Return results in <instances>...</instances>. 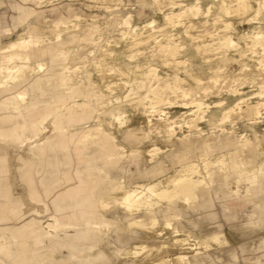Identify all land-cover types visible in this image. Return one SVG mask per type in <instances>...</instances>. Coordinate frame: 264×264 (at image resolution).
I'll return each mask as SVG.
<instances>
[{
  "label": "bare ground",
  "instance_id": "bare-ground-1",
  "mask_svg": "<svg viewBox=\"0 0 264 264\" xmlns=\"http://www.w3.org/2000/svg\"><path fill=\"white\" fill-rule=\"evenodd\" d=\"M33 1L36 5L44 2V0ZM92 1L99 2L97 0ZM137 2L142 6L147 1L137 0ZM149 2L155 9L160 11L162 14L161 20L164 24H168L172 28L177 26L183 28L186 34L184 35L185 42H180L173 34L165 32L162 29L163 25L157 24L156 19L153 17H149L140 23H131L129 21L130 15H127L118 21V14L112 13L113 9H110L109 6L99 7L109 14L112 13L108 24L113 25L118 22L124 25L119 27L118 38L115 41L116 45L114 44L111 46L112 48L101 50L100 57L103 60L112 59L110 63L107 62V71L116 72L119 77L126 76L127 71L133 67L130 71L137 72L138 67L141 65L139 64L140 60L134 59L135 51L138 50V46L148 42L153 44V47L157 50V55L162 58L160 61L164 66L168 65L167 67H169L171 65L174 67L171 71L172 74H164L163 77H159L155 68L152 67V63L145 62L146 69L136 73L142 75V77L137 82L133 81L132 83H130L131 79L126 77L123 81L113 85L111 81H105L103 77H98L100 81L102 80V85L106 90H109L110 87H117L128 91L124 98H128L127 102L129 103L122 104L124 108H129L131 113H133L128 120L124 118L123 111L104 108L110 97L104 99L103 90L99 91L98 86L92 84L85 72H82V77L79 81L75 80L72 73L64 74L69 68L65 62L67 58L66 49H64L66 39L77 40L78 42L88 41L92 35L90 30L97 27L94 22H91L87 24L90 28L87 33L83 34V30L81 33L74 32L73 27L79 25L76 23L79 15L69 9V18L60 13L50 21V34L45 33L43 28L37 23H27L25 28L16 36V39L9 41L4 47L5 53L1 57L2 60H0V126L2 123H8L10 128L2 129L0 127V141L21 147L25 144L22 139V131L28 128L34 137H38L41 134V138L36 144L44 147L45 142H47V135H43L44 133L42 132L43 122L50 117L52 129L57 133L56 143H63L66 139H69V143L76 141L85 144L86 141L94 139L93 142L100 140L99 144L105 150L106 143L116 136L136 140L138 143L149 142L151 144L144 149L143 153L146 152L151 157L147 158L148 164H144L141 169H137L136 166L137 178L154 177L164 170L162 168L164 158L171 156L176 162L179 157L183 159L189 153L198 157L199 163H201L205 171H208L209 166L212 164L209 157L213 153H220L216 157L218 169L222 168L220 163L223 164L229 160L230 166L237 170V174L241 177L244 176L243 180L246 181L244 189L246 199H258L259 205L264 209V161L257 167L246 169L242 166L243 160H241V155L247 151L249 155L246 157H249L248 161H252V158L256 155L254 141L248 138H237L227 129L222 130L219 134L211 133L202 137L201 132L196 129V122L192 120L184 122L188 125L187 133L178 134L175 129L176 127H181L182 124H176L177 122L170 120L172 118L171 115H168V112H164V108L161 107L164 104L171 105L169 97L164 94V91H169L174 95L175 104L180 107L193 109L195 113L198 112V118H205L204 121L208 125L219 126L226 118L230 117L232 110L237 107L240 109L241 104L245 105L240 112L242 116H247L250 125L258 123L257 118L264 117V43H262L264 42V0H209L204 2L203 9L201 7L202 0H194L193 3L180 4L179 9H171L169 11L164 8L163 0H150ZM12 8L15 14L11 21H6L5 19L1 21L0 19V34H12L18 26H23L28 18L33 16L44 21L48 18L46 10H40L22 2L15 1L12 4ZM231 8L235 12L232 19L227 15L230 14ZM54 9L52 8L51 11ZM213 11L218 15V20L222 22L220 24L212 23L213 28L209 29L207 28V16ZM248 11H252L253 17H250L253 19L248 17ZM193 19L196 20L194 21ZM251 20H255L254 23H251ZM69 22L72 23V26H69ZM238 24H241L242 34L240 36L244 41L247 40L245 41L246 46H248V43L252 45L260 44L261 51H253V46H248L246 49L238 47V42H235L231 32L234 28L239 27ZM61 26H63V29H60ZM200 26H203L202 31L204 33H189L188 29L192 27L195 29ZM147 29H150V32L143 36L144 31ZM36 31L38 34H36ZM64 33L65 37H62ZM207 35L210 37L209 40H206ZM203 36L204 39L202 38ZM215 39L217 41L213 42ZM217 43L219 47L225 49L216 50L218 45H214ZM249 48L251 51L246 54ZM246 55L251 60H244ZM43 57L49 59L46 60L47 63L44 60H38ZM88 61H92L95 65H100L96 60ZM182 63L187 64L183 70L179 71L177 64ZM57 64L60 68L58 72L54 68ZM121 65L124 66V69H122ZM228 66L231 69L234 66H239L240 71L245 70L247 72L251 68L253 70L261 69L258 74L259 81L257 82L256 92L250 97L254 98L253 101L249 100L247 102L248 98L235 97L234 94L238 91V83L229 84L226 82V75L222 77L220 74ZM146 78L151 81L148 82L144 91H141L146 85L144 81ZM86 79L89 80L87 88L95 98L94 100L91 99V101H95L96 105L100 104L96 110L87 101L82 103L65 102L66 96L64 95L66 93L59 92L60 90L64 91V89L65 91L69 90V92L76 89L80 92L83 83L85 85ZM43 81L46 85H52L51 89L52 93L55 94L56 101L40 100L35 97L27 99L28 93L33 94L36 91L43 93ZM218 82L219 84L220 82L222 83L220 85L225 83L223 86L225 90H221L222 86H219ZM134 87L137 89L136 94L130 93ZM211 90H215L216 94L224 91L225 94L223 93V95L233 96V98H229L231 99L230 103L221 107L223 104L220 101L209 105L200 95H197L199 91L207 94ZM132 94L134 96L130 97ZM114 98L117 99V96ZM90 107L95 112L105 113L106 116L102 118L103 121L108 117V119H112L114 124H107L108 128L98 133L91 131L88 121L95 112ZM207 111L208 113L206 114ZM137 114L140 115V120L137 118ZM94 115L95 118H98L97 114ZM217 116L218 118L215 119ZM216 121L220 123L215 124ZM65 123L69 124V129L64 128ZM156 142H161L163 145L158 147ZM33 145L35 146V143H30L29 147ZM1 151L2 149L0 148ZM129 151V158L133 162L137 160V156L142 154V150L139 147L131 148ZM76 157V163H78L80 159L78 156ZM111 157L112 152L106 151L105 159L109 160ZM1 166V170L6 171L4 169L5 166ZM69 166H71V159L69 160ZM177 170L178 174L169 179L166 185H161L159 181L149 184L138 183L136 188L131 189L125 187V181L115 182L113 174L110 175L103 168L97 167V173H94L89 166H85L83 170L78 165L72 172L69 170V177L65 176V180L69 179L70 181L72 176L78 183L69 184V189L67 188L65 191L58 193L52 199V202L56 203L61 198H65L66 192H69V202H64L61 206L56 203L57 205L55 206L56 210L58 208L61 211L65 210L67 214L63 216V212H61L60 215H56L55 218L57 220L54 223H41L34 216H29L26 218L29 220L18 227L0 224V230L2 231V234L0 233V251L8 253L9 256L13 252L18 262H26V252L23 247H19L24 244H22L19 237L16 238V234L21 235L27 232L32 238L31 244L33 247L31 245V248L34 251H39L37 263L35 264H42L45 258L44 255L48 253L44 252L43 248L50 245L47 240L53 238L52 231L56 235H60L56 232V228L61 224V221L68 224L73 222L69 224V227L64 228L63 231L65 235L68 236L69 234V246H75V249L78 245L83 244L93 248L97 243L103 242L112 251L113 256L117 257L116 259H124L128 264H147L154 263V260L149 262L143 260L137 253L145 250L144 252L147 255L153 248L159 249L169 243L175 246L178 251L172 255H163L155 260L157 264H193L198 260L196 258L198 254L209 252L207 250L210 247L209 240L225 244L230 243V241L224 237L222 230L208 235L196 236L184 229L183 221L178 219V217H184V207L192 208L194 206L200 198L199 192L208 189L211 185V180L209 178L206 180L204 176L199 175V165L192 160L183 159ZM219 173L224 175L223 172ZM129 174L128 170L126 175L128 176ZM196 175L198 177H195ZM106 179H108L107 185ZM98 182L102 185L105 183V186L101 188L106 192H119L118 199H115L114 195L112 196L114 199L112 206L102 201V189H99L97 193L94 191ZM225 184L232 196L238 194L236 187H233L228 181ZM26 186L30 189L28 194L23 196L24 198L38 202L43 201L41 193L35 188L32 178L29 177L26 180ZM43 191L49 195L53 192V189L46 186ZM3 196L4 198H9L10 192L7 188L3 191ZM84 204L93 208L90 210L93 216L91 219L87 218L83 228L75 227V221L85 217L84 211L77 209V207L79 208ZM20 208L21 204L9 203L6 200V203L0 208V221L7 220L10 214L20 220L28 214L39 212L38 209H35L37 207L34 206L29 207L25 211ZM113 209L114 212L112 211ZM117 211H120V215H116ZM110 212L114 216L108 219L105 214L107 213V217H109L108 213ZM174 217L177 218L172 221ZM160 220L162 221V230L170 229L172 240H161L159 243H156L157 241L148 242L147 236L151 235L158 238L162 235V230L156 227L157 222ZM97 225H99L97 229L99 234L96 237L94 234L91 235L92 232L89 229H94ZM7 234H10L9 237L13 242H17V245L15 244L16 247L6 243L5 240L9 238ZM139 234H142V238L139 237ZM81 237L94 239L90 242H83L80 241L82 240ZM137 237L141 238L142 241H133ZM71 238H76L78 242L74 243V240H70ZM133 242L141 243L130 247ZM59 244L60 242L57 241L53 243L55 246ZM125 250L126 253H131V256L123 257L122 254ZM101 251L103 257H105L102 247ZM77 254L72 255L78 256ZM80 256L82 257L83 255ZM261 256H264V254ZM103 257H100L101 261H99V264H116L115 261H111V257L106 258L104 261L102 260ZM89 261L90 259L81 262V264H90ZM3 264L8 263L3 261ZM244 264H264V262L255 257L245 259Z\"/></svg>",
  "mask_w": 264,
  "mask_h": 264
},
{
  "label": "rangeland",
  "instance_id": "rangeland-1",
  "mask_svg": "<svg viewBox=\"0 0 264 264\" xmlns=\"http://www.w3.org/2000/svg\"><path fill=\"white\" fill-rule=\"evenodd\" d=\"M13 1H18L25 3L26 5H29L34 8H38L40 10H46V14L48 15V18L44 20L37 19L35 16L28 18V20L25 22L23 26H18L15 31L12 32L10 35H5V34H0V60H2V55L5 53V46L9 43L11 40H15L16 36L21 32L23 28L27 25V23H37L39 24L42 28L43 31L48 34L51 33V28H50V21L53 18H56L60 13H62L64 16L69 18V9H71L74 13L79 15V17L76 20V23L79 24L78 26H74V32L81 33L83 30V34L88 32V29H90L87 24L94 22L97 27L93 28V30H90L92 35L91 38L88 39V41L84 42H78L77 40L71 41V39H66L65 44H64V49H66V55L67 58L65 62L69 66V68L65 71V75L72 73L74 75V78L76 81H79L82 77V72H85L86 75L88 76L89 80L92 82V84H96L98 86L99 91L103 90V95L104 99H107L108 97L109 100L105 104L106 106L104 107L105 109L110 108L111 110L114 109V111H123V115H125L124 118L126 120L129 119V117L133 114L131 113L129 108H124L122 104L124 103H129L127 102L129 99L124 98V95L128 92L125 91V89L117 88V87H110V91L106 90L104 86L102 85V80L100 81L98 77H103L105 81H111L113 85L118 83L119 81H123V79H126V77L131 79L132 83L133 81H138L142 75L136 74L141 72L142 70L146 69L145 62H150L152 63V67L155 68L156 72L159 74V77H163L164 74H172L171 71L173 70V66L169 65H163L160 60H162L161 57L157 55V50L153 47V44L151 42H148L146 44L138 46V50L135 51V60H140L139 64L141 65L138 67L137 72H132L127 71V75L123 77H119V74L113 71H107V62L110 63L112 60L111 58H107L106 60H103V58L100 57L101 55V50L103 49H109L112 48L115 44V41L117 40L118 36L117 33L119 32V27H123L124 25L116 22L113 25L108 24L109 18L112 13L118 14V21L125 18L127 15H130L129 21L131 23H140L142 21H145L149 17H153L156 19V23L163 25L162 29L167 32L168 34H173L175 38H177L180 42H185L184 35L185 32L183 31V28L177 26L175 28L170 27L168 24H164V22L161 20V13L159 10L155 9L151 3L149 2L150 0H146L147 2L141 6L137 2V0H97L99 2H94L92 0H44L40 5H36V3L33 0H13ZM13 1L11 3H13ZM51 1V2H49ZM209 0H202L201 2V7L202 9L204 8V2H207ZM194 0H163V4L165 5L164 8H166V11H169L171 9H179L180 4H190L193 3ZM11 6V11L10 13H14V9ZM104 6H109L110 9H113L112 13L109 14L107 11H105L102 8L99 7H104ZM151 7V8H149ZM52 8H55L53 11H51ZM215 10V9H214ZM218 11V10H216ZM235 13L233 11V8H231V12L228 17L232 19L234 17ZM233 14V15H232ZM92 15V16H90ZM225 15V16H227ZM248 17L253 19V13L252 11H248L247 13ZM252 16V17H250ZM226 17V18H228ZM247 17V18H248ZM11 18L13 16H8L3 19L7 21H11ZM73 18V17H70ZM224 18V17H222ZM208 19V25L207 28L211 29L213 28L212 23L215 24H220L222 21L218 20V15L215 13V11L211 12L209 16H207ZM194 21L196 19H193ZM255 20H251V23H254ZM69 26H72V23H68ZM238 28H234L232 30V35L233 39L235 42H238V47L242 49H246L248 46H253L254 49L253 51L259 52L261 51V45L256 44L252 45L251 43H248V46L245 44V40L240 36L242 34L241 31V24H238ZM60 29H63V26L60 27ZM203 26L197 27L195 29L190 28L188 29L189 33H199L202 34L204 33L203 31ZM221 30V28H220ZM37 32V31H36ZM63 32V31H62ZM150 32V29H147L144 31L143 36L146 35L147 33ZM223 33V31H221ZM244 33V32H243ZM38 34V32L36 33ZM62 37H65V33L63 34ZM204 39V36L202 37ZM206 40H209L210 37H206ZM71 41V42H70ZM217 40L215 39L213 42H216ZM212 42V41H211ZM264 43V42H262ZM116 45V44H115ZM218 45V48L216 50L221 51L224 50L225 48L219 47V44H215L214 46ZM63 47V46H61ZM251 49L249 48L248 51H246V54H249ZM151 54H154L153 56H149ZM33 60V59H31ZM38 60H44L46 63V60H49L48 58H39ZM88 60H96L100 63L94 64L92 61ZM244 60H251L247 55L244 56ZM159 61V62H158ZM187 63H182V64H177V67H179V71L183 70L185 65ZM122 69H124L123 65H121ZM176 67V68H177ZM229 67V68H228ZM227 69H223V71L220 73L222 77L226 75V82L229 84H236L238 83V91L234 94L235 97H239L242 99H247V102L253 101L254 98H250L254 92H256V87H257V82L259 81V76L258 74L261 72L260 68L255 67L256 70H253V68L250 69V71H240L239 66H234L233 69L228 66ZM248 67V66H247ZM55 71L58 72L60 70L59 65L54 66ZM244 68V67H243ZM134 79V80H133ZM236 79V80H235ZM89 80H85V85L83 83V86L81 88V91L79 92L78 90L74 89L71 92L69 90L62 91L60 90L59 92H65L66 99L65 102L69 103H82L87 101L88 104L96 110L100 104L96 105V102L91 101V99H95L94 95L91 94L90 90L87 88L89 84ZM146 82V85H144V88L141 91H144V89L147 87L148 82L151 81L149 79H144ZM52 82V81H51ZM44 90L43 93L40 91H36L33 94H27V99L30 97H35L36 99L40 100H49V101H56L55 94L52 93V85L47 84L43 81ZM220 84H222L220 82ZM218 82L219 86H222L221 90H225V85H220ZM136 88L134 87L133 90L130 91V93H135L136 94ZM78 91V92H77ZM125 91V92H124ZM225 94L224 91H222L219 94L215 93V90L209 91L207 94L201 93V91L198 92L197 95H200L203 100L206 101L209 105H212L213 102L220 101L223 105L221 107H224L228 103H230L229 98H233V96H226L223 95ZM164 94L169 97L170 103L169 104H164L161 107L164 108V112H168V115H171L170 120H174L177 122L176 124H182L181 127H176L175 131L178 134H185L187 133L186 131L188 130V125L184 123L186 120H192L193 122H196L197 126L196 129L201 132L202 137H205L207 135H210L211 133L219 134L222 130H228L232 132V135L235 137L239 138H248L251 141H254L255 149H256V155L254 158H252V161H248L249 157H246L249 155V152L245 151L241 155V160H243L242 166L245 167L246 169H250L252 167H257L258 165L261 164L262 161H264V117L257 118V121H259L256 124L250 125L249 121L247 120V116H242V113L240 112L241 109L244 108L245 104H241V108L239 109L238 107L234 110H232L230 117L226 118L223 123H220L219 121H216L215 124H219V126H212L208 125L204 119H199L197 113L193 109L189 108H184L180 107L178 104H175V98L174 95L169 92V91H164ZM117 96V99L114 97ZM134 94L130 95V97H133ZM129 97V96H128ZM117 103H116V102ZM120 105V106H119ZM117 106V107H116ZM90 107V108H91ZM91 108V110H93ZM93 110V112H95ZM209 110V109H207ZM208 111L206 112V114ZM98 115V118H95V115ZM93 114V117H90L89 125L90 128L92 129L91 131L94 132H100L101 130L107 129V124H114L112 119H107L105 121L102 120V118L105 115V113H98L95 112ZM137 118L140 120V115H136ZM218 116L215 118L217 119ZM96 119V120H95ZM169 120V121H170ZM43 129L42 132L44 133L43 135H47V142H45L44 147H41L40 145L36 144L39 138H41V134H39L38 137H34L31 132L29 131L28 128L22 131V139L25 141V144L21 147H18L16 144H10L9 142V147H16V148H22L21 151V156L16 155L14 158H10V167L9 169H6V172H9L8 175V186L7 189L10 192L9 198H5L9 203H17L21 204V210L25 211L29 207L34 206L37 207L35 209H38L39 212H35L32 214H28L26 217L23 219H16L14 218L11 214L8 216L7 222H9V226H15L18 227L25 221H28L29 219H26L29 216H34L38 221L41 223H46V222H52L54 223L57 219L55 218L56 215H60L61 212H63V216L67 214V211L63 210L61 211L59 208L56 210L55 206L58 204V206H61L62 203L59 200L58 202L54 203L52 202V205L54 207V212H50V208L48 206V203L46 200H44V194H46L43 190L45 187L42 189L41 197L43 199L42 202L34 201V200H28L27 198H24L25 194H28V190L30 189L29 187L26 186V182L24 181H19L15 177L17 176L18 172H29L34 170L38 165L42 166L41 163L43 162H48V169L42 168L41 172L44 177H46L48 174H54L57 178V182H55L54 185H49L50 188L53 189L55 187H61L66 184H77L78 181L76 179H73L71 176L70 181L69 179L65 180V176L67 175L69 177V170L70 172L73 171V169L80 165L81 168L84 170L85 166H89L92 172L97 173V167L103 168L104 171L109 172L110 175L113 174V179L115 182L119 181H125L126 183V188H131L134 189L136 188V185L138 183L140 184H149V183H155V182H160L161 185H166L172 177L176 176L178 174V168L179 164L185 160H192L196 162L199 165V171L200 174L206 178H209L211 180V185L208 189L204 191L199 192V197H202L204 194L208 193L210 189L215 191V194L218 196L217 200L218 202L222 201L223 202H228L229 204H232L233 207H242L244 208L243 210H239L242 208H239L238 216L235 218L236 222L234 223L233 231L235 234V239L234 237H230L226 224H224L222 221V218L218 219V222L222 224V227L224 231L222 230V233L224 234V237H228V241L230 243H215L212 240H209L210 247L207 249L208 251L211 250H216L220 251L223 249H229L233 248L236 251L237 254V264H242V259L244 256H253L256 251L257 253L259 252H264V224H261L260 220L257 222L260 218L258 216V207L256 204L257 199L255 198H247L246 199V192L244 191L246 181L243 180V177H241L239 174H237V170L233 169L230 166V161L227 160V162L221 164L222 168L218 169V162L216 161V157L220 155V153H213L209 158H211L212 164L209 166V170L205 171V169L202 167L201 163H199L198 157L191 155L189 153L186 155L183 159L182 157H179L178 160L175 162L174 159L169 156L168 158H164V164L163 167L164 170L160 172L159 174L155 175L154 177H141L137 178L136 173L138 168H142L144 164L147 163V158H150L151 156L147 155L146 152L143 153L144 149L147 148L151 143L149 142H136V140L132 139H124L119 136L113 137L110 142L106 143V149H102L99 142L100 140L93 142L94 139L88 140L85 142V144L78 143L76 141L70 142L69 139H66L65 142L63 143H56L57 142V133L52 129L51 126V118L48 117L47 119L44 120L43 122ZM66 129H69V124L65 123ZM98 128V129H97ZM221 128V129H220ZM220 129V130H219ZM95 134V133H94ZM93 134V135H94ZM25 136V137H24ZM0 143H6V142H1ZM30 143H35V146L33 145L32 147H29ZM158 144V147H161L163 144L161 142H156ZM116 145V146H114ZM139 147L142 150V154L140 156L136 157V161L133 162L129 158V153L131 148ZM144 147V148H143ZM112 152V157L108 160L105 159V152ZM2 152V151H1ZM0 152V153H1ZM50 153L52 155H50ZM57 153V154H56ZM157 155V154H156ZM155 155V156H156ZM10 155L5 154L4 157L0 156V170L2 168L1 165L6 166V159ZM52 156V157H50ZM76 156L79 157L80 160H78V163H76ZM25 157V158H24ZM227 157V156H226ZM71 159V166H69V160ZM247 161V162H246ZM137 166V169H136ZM151 166V165H149ZM130 172V174L127 176L126 173ZM4 170H1V172ZM219 172H223L224 175H221ZM20 173V174H21ZM132 175V176H131ZM209 175V176H208ZM112 177V176H110ZM195 177H198L196 175ZM246 177V176H245ZM65 180V181H64ZM112 181V180H109ZM229 182L233 187L237 188V195L232 196L229 193V189L226 187L225 182ZM108 183V179H106V185ZM35 185V184H34ZM45 185V184H44ZM105 186V183L102 185L99 182L95 186L94 191L97 193L99 189H102L101 187ZM25 188H26V193H25ZM35 188L38 189V187ZM39 190V189H38ZM40 191V190H39ZM103 194H102V201H105L108 203V205L112 206L114 199L112 196L114 195L116 198H119V192L113 191L111 193L110 191L106 192L104 189H102ZM16 197H19L16 199ZM15 198V199H13ZM66 198V197H65ZM64 198V199H65ZM15 201V202H14ZM19 201V202H18ZM248 204H250L248 206ZM116 206V205H115ZM193 208V207H192ZM192 208H186L184 207L183 210L188 209L192 210ZM77 209H81L85 213V217L82 219H78L75 221L76 226L79 228L84 227V223L87 220V218H90L93 216V213L90 212L93 208L88 206L87 204H84L81 207H77ZM114 212V209L112 210ZM94 212V211H93ZM87 214V215H86ZM120 215V211L116 212V215ZM172 214V213H171ZM89 215V217H87ZM109 217H107V213L105 214L106 218L111 219V216H114L112 212L108 213ZM221 217V216H220ZM177 217H174L172 221H174ZM26 219V220H24ZM178 219H181L183 221V227L187 231L191 232L192 234L196 236H202L198 233L195 232L194 226H189L188 222L190 220L187 218V214H184L183 216L178 217ZM24 220V221H23ZM124 220V218H122ZM23 221V222H21ZM60 221V219H58ZM15 222V223H13ZM20 222V223H19ZM60 225L57 226L56 232H58L60 235H56L54 231L53 233V238L48 239L47 242H50L49 246H46L44 249V252H48L45 254V258L42 261V264H81V262H85L88 259H90L89 263L90 264H99L100 257H103L102 250L105 253V257L102 258V260H106V258L111 257V261H115L116 264H128L127 261L124 259H116L117 257L113 256L112 251L109 249L108 246L101 243H97L94 245L93 248H89L87 244L83 245H78L77 248L75 249V246H69V234L68 236L65 235L64 233V228L69 227V224L72 223H65L60 221ZM102 225V224H101ZM100 225V226H101ZM7 226V225H6ZM94 226V225H93ZM158 229L162 230V221L157 222ZM187 227V228H186ZM99 225L95 226L94 229L90 228L89 230L92 232L91 235L94 234V236L97 237ZM12 231V230H10ZM221 229H218L215 232H220ZM0 233L2 234V231L0 230ZM0 234V235H1ZM144 234V233H143ZM164 234V235H163ZM9 237L10 234H7ZM20 238L22 241L23 249L26 252V262H18L15 258V253L11 252L12 254L9 256L8 253L4 252L2 253L0 251V264H3V261L8 263V264H35L37 263V254L39 253L38 250H33L31 248V235L29 233H22L21 235L16 234V238ZM139 237L142 238V234H139ZM147 241L148 242H156L159 243L161 240L164 241H170L172 240V234L170 233V229H163L162 230V235L158 238L154 236H147ZM83 242H90L94 238H83L81 237ZM141 238H136L133 241H142ZM261 238V239H258ZM70 240H74L73 242L76 243L78 240L76 238H71ZM6 243L10 244L12 247H16L15 244L17 245V242H13L12 239L9 237L6 240ZM57 241L60 242L58 246L53 245V243ZM141 242H133L130 247H133L135 245H139ZM14 244V245H13ZM67 244V245H66ZM33 247V245H32ZM92 247V246H91ZM130 249V248H129ZM240 249H245L247 252L243 253L241 252ZM127 250V249H126ZM126 250L123 252V257L130 255L131 253H126ZM145 250H141L138 254V256L142 257L143 260L146 261H152L154 260V263H147V264H157L155 260L159 259L163 255L169 254L172 255L178 249L173 246L172 244H166L164 247L155 249L153 248L150 250L149 254H145ZM78 253V254H77ZM209 252L206 253H201L196 256L198 259L195 263L193 264H201V262H204L205 257ZM72 254H77L78 256H73ZM80 255H83L82 257ZM129 256V257H130ZM81 257V258H80ZM259 259H261V262H264V256H259ZM214 259V258H212ZM220 260V258H219ZM211 261V260H210ZM127 262V263H125ZM220 262V261H219ZM213 263V262H207L206 264H218Z\"/></svg>",
  "mask_w": 264,
  "mask_h": 264
},
{
  "label": "crops",
  "instance_id": "crops-1",
  "mask_svg": "<svg viewBox=\"0 0 264 264\" xmlns=\"http://www.w3.org/2000/svg\"><path fill=\"white\" fill-rule=\"evenodd\" d=\"M13 0H0L1 4H0V19L1 21L3 20L4 16L8 17V16H14V13H10L11 11V6L10 4H13L15 1H13V3H11ZM7 21V20H6ZM2 129H9L10 125L8 123H2L0 126ZM25 137V136H24ZM9 143H0V148L2 149V152L0 153V156L4 157L5 154L10 155L7 159H6V166L4 169H9L10 167V158H14L16 155H20L21 156V149L22 148H16V147H9L8 146ZM57 154V153H56ZM50 155H52L50 153ZM52 157V156H50ZM25 158V157H24ZM42 166L38 165L34 170L29 171V172H18L17 176L15 177L16 179H18L20 182L24 181L26 182L27 179L32 178L33 183L36 185V187H38V189L40 190L39 192L42 193V189L46 186L49 185H54L57 178L54 174H48L46 177L42 178V168L44 167V169H48V162H43V164L41 163ZM21 173V174H20ZM8 175L9 172L6 171H2L0 170V208H2V206L6 203V200L3 196V191L7 188L9 182H8ZM22 183V182H21ZM45 184V185H44ZM69 189V183L61 186V187H55L54 191L52 193H50L49 195L44 194V200H46V202L48 203V206L50 208V212H54V207L52 205V199L54 197L57 196L58 193H61L63 191H65L66 189ZM25 193H26V188H25ZM217 195L215 194V191L210 189L208 193L204 194L202 197L199 198V200L194 204L192 210H188L185 209L184 210V214H187V218L190 220V222H188V225L194 226V230L196 233L200 234V235H208L211 234L212 232L217 231L218 229H221L224 231L222 224L220 222H218L219 218H222V222L224 224H226L227 227V231L230 235V237H234L235 239H237L235 237L234 231H233V225L236 222L235 218H237L238 216H236L238 214L239 210H243L244 208L242 207H233L232 204H229L228 202H223L220 201L218 202L217 200ZM60 203H66L69 202V192H66V198H61L60 199ZM258 210H257V214L258 216H260L259 220L257 222L261 221V224H264V209H262V207L259 205V200L257 199L256 201ZM250 204H248L249 206ZM242 208V209H239ZM239 209V210H238ZM221 216V217H220ZM9 222L7 221H0V224H4L9 226L8 224ZM15 223V222H13ZM187 228V227H186ZM228 238V237H227ZM229 239V238H228ZM261 239V238H258ZM230 240V239H229ZM241 252L245 253L247 252L245 249H240ZM255 253L253 254V256H244L242 259V264L245 263V259L247 258H255V257H259L262 254H264V252H259L257 253L256 251H254ZM205 257V261L201 262V264H206L207 262H213V263H217L218 264H237V254L235 249L233 248H229V249H223L220 251H216V250H211L209 251V253L204 256ZM214 258V259H212ZM220 258V260H219ZM211 260V261H210Z\"/></svg>",
  "mask_w": 264,
  "mask_h": 264
}]
</instances>
